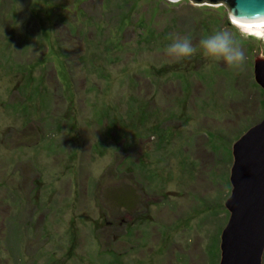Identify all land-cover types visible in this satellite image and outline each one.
I'll list each match as a JSON object with an SVG mask.
<instances>
[{
	"label": "rangeland",
	"instance_id": "374dc122",
	"mask_svg": "<svg viewBox=\"0 0 264 264\" xmlns=\"http://www.w3.org/2000/svg\"><path fill=\"white\" fill-rule=\"evenodd\" d=\"M237 24L193 0H0V264H219L232 147L264 118V34ZM217 30L242 66L203 56ZM184 37L197 52L168 55Z\"/></svg>",
	"mask_w": 264,
	"mask_h": 264
},
{
	"label": "water",
	"instance_id": "95a60500",
	"mask_svg": "<svg viewBox=\"0 0 264 264\" xmlns=\"http://www.w3.org/2000/svg\"><path fill=\"white\" fill-rule=\"evenodd\" d=\"M223 4L229 17L264 14V0H193ZM254 80L264 91V59L255 60ZM228 221L220 237L219 264H263L264 255V118L232 147Z\"/></svg>",
	"mask_w": 264,
	"mask_h": 264
},
{
	"label": "clouds",
	"instance_id": "9594fccd",
	"mask_svg": "<svg viewBox=\"0 0 264 264\" xmlns=\"http://www.w3.org/2000/svg\"><path fill=\"white\" fill-rule=\"evenodd\" d=\"M233 17L241 24H255L260 27L264 23V14L257 13L254 16H237L235 12ZM259 35V33H258ZM199 50L203 56L212 61H223L227 65L238 68L245 62V51L232 32L226 30H217L211 34L203 36L199 41ZM170 56L182 60L191 57L197 52L192 41L187 38H176L166 49Z\"/></svg>",
	"mask_w": 264,
	"mask_h": 264
},
{
	"label": "bare ground",
	"instance_id": "6f19581e",
	"mask_svg": "<svg viewBox=\"0 0 264 264\" xmlns=\"http://www.w3.org/2000/svg\"><path fill=\"white\" fill-rule=\"evenodd\" d=\"M237 23L238 22H236V24ZM237 25L244 27L247 31L259 33V35L264 34V23H262L260 27H257L255 24H241V23H239Z\"/></svg>",
	"mask_w": 264,
	"mask_h": 264
},
{
	"label": "trees",
	"instance_id": "16d2710c",
	"mask_svg": "<svg viewBox=\"0 0 264 264\" xmlns=\"http://www.w3.org/2000/svg\"><path fill=\"white\" fill-rule=\"evenodd\" d=\"M204 24V23H203ZM232 162H233V157H232Z\"/></svg>",
	"mask_w": 264,
	"mask_h": 264
}]
</instances>
